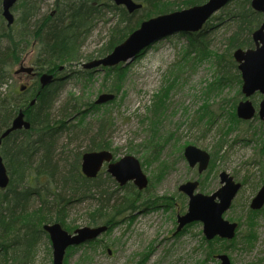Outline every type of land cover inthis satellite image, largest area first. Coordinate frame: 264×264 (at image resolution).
<instances>
[{
	"label": "rangeland",
	"instance_id": "obj_1",
	"mask_svg": "<svg viewBox=\"0 0 264 264\" xmlns=\"http://www.w3.org/2000/svg\"><path fill=\"white\" fill-rule=\"evenodd\" d=\"M53 5L54 0H45L41 13L51 12ZM220 14L221 11L214 17ZM114 23L116 19L111 15L97 22L84 43L79 65H62L60 68H65L62 73L44 68L36 81L26 73L15 74L22 68L35 67L37 46L30 45L20 62L12 66L2 90L21 99L27 120L26 112L36 106L37 95L50 86H41V75L62 79L51 87L59 89L52 111L54 118L59 120V108L67 101L79 105L84 116H73L70 121V125L77 127V137L70 131L58 137L57 158L67 160V166L61 167H68L71 153L76 149L86 148L97 131V121L106 117L109 130L104 140L115 161L135 157L149 180L144 191H139L132 182L121 188L105 167L100 175L104 188L121 198L132 186L133 195L140 192L137 210L119 224L108 225L109 230L95 242L69 248L64 264H220L216 257L222 254L229 257L231 264H264V207L257 212L250 208L264 186V122L258 115L250 121L234 120L233 107L244 100L240 94L242 83L219 88L213 56L187 55L189 41L175 34L157 41L128 64L90 70L88 76L82 73L85 78L75 75L78 71L85 72L84 63L95 60ZM208 25L210 51L223 53L232 30L227 31L226 23L218 19ZM24 86H28V92H20ZM103 95H112L114 99L96 104ZM261 99V95H256L252 101L259 105ZM87 124L90 129L84 135ZM220 141L224 146L217 156L215 149ZM67 143L70 145L66 146ZM188 146L211 155L209 168L203 174L198 173L197 167L191 168L185 159L184 150ZM222 172L242 184L231 208L224 214L226 221L239 224L240 229L234 240L217 243L220 253L208 259L209 245L204 241L202 223H194L176 234L177 218L187 212L189 203L179 187L198 181V193L212 195L221 187ZM152 201L158 204L146 206ZM96 205L93 199L72 204L66 220L70 227L63 228L73 234L91 227L88 215ZM248 234L255 236L252 245H242V237ZM34 255L31 264H53V249L46 234L38 240ZM12 257L10 252L8 256L0 253V264H12Z\"/></svg>",
	"mask_w": 264,
	"mask_h": 264
},
{
	"label": "trees",
	"instance_id": "obj_2",
	"mask_svg": "<svg viewBox=\"0 0 264 264\" xmlns=\"http://www.w3.org/2000/svg\"><path fill=\"white\" fill-rule=\"evenodd\" d=\"M44 1L18 0L12 9L14 23L9 25L3 16V0H0V43H6L5 47L0 46V137L11 126L18 111L24 108V103L20 104L21 99L14 93L8 94L2 90L7 84L12 66L20 62L22 54L30 45L37 46L38 55L34 64L38 74L44 68L57 72L62 65L81 63L85 41L95 30L97 22L104 21L105 16H113L116 23L111 24L107 42L94 59L109 55L145 20L200 6L209 0H134L142 5V9L134 13L114 5L110 0H54L52 11L42 14ZM216 19L221 20L224 25L226 23L227 31L232 30L223 53L210 51L207 35L209 25L199 33L176 35L189 41L187 55L197 53L213 56L219 88L234 82L241 84V75L233 53L237 49L253 46L252 34L262 25L264 17L252 9L251 0H232L221 10L219 17L212 18ZM82 73L87 76L90 74L88 71H78L75 75L85 78ZM58 83L60 82L53 85ZM53 85L42 89L37 95L38 101L34 109L26 112L29 114L31 129L13 133L3 140L0 147L10 177L9 187L0 189L1 253L8 256L10 252L13 255L12 264L32 263L38 240L41 235L46 234L43 231L44 225L60 223L66 229L70 227L66 220L70 206L76 202L91 199L97 202L88 215V225L91 227H113L119 224L122 218L134 213L139 202L140 192L133 195L132 186L125 191L127 195L120 198L115 192L104 188L101 174L90 180L81 172L84 153L110 149L104 140L109 130L106 117L97 121V131L91 135L86 148L76 149L71 153L68 167H61L67 166V160L57 158L58 137L65 131H70L77 137V127L70 125V121L73 116H84V111L79 105L67 101L59 108L61 114L59 120H56L52 111L59 89L56 87L52 90ZM28 91L27 89L26 92ZM235 106L233 117L238 123L241 120L237 118ZM89 129L90 124H87L83 134L86 135ZM69 145L70 143L66 144ZM223 146V141L216 146L217 156ZM130 193L133 196L129 197ZM154 203L157 204V201ZM242 238V245L251 246L255 236L248 234V237ZM219 242L221 241L216 239L207 243L208 259H214L215 254L220 253L217 250Z\"/></svg>",
	"mask_w": 264,
	"mask_h": 264
},
{
	"label": "water",
	"instance_id": "obj_3",
	"mask_svg": "<svg viewBox=\"0 0 264 264\" xmlns=\"http://www.w3.org/2000/svg\"><path fill=\"white\" fill-rule=\"evenodd\" d=\"M18 0H3V16L9 25L13 24L14 16L11 13L12 8ZM117 6H123L129 13H134L142 9V5L134 0H111ZM232 0H209L207 3L195 6L182 11L170 14L160 15L149 19L141 24L140 28L133 32L122 44L115 47L108 56L84 64L83 68L87 70L99 68H113L119 64H128L132 62L141 52L146 50L160 39L173 33L194 34L202 31L214 14L219 12ZM251 7L257 13L264 16V0H251ZM255 48L234 52L233 57L238 64V70L241 73L243 85L242 93L246 98H250L255 93H260L263 100L260 104L259 116L264 121V22L253 33ZM63 70V68H61ZM32 68H22L18 73L32 74ZM54 80L52 75L45 74L41 77L42 87L51 84ZM114 96L103 95L96 104H104L112 101ZM237 115L240 119L251 120L256 115V110L249 101L239 103ZM31 124L25 119V113L20 111L14 119L12 126L6 130L0 138L2 141L9 137L13 132L29 130ZM185 158L190 167L199 165V173L207 170L210 163V155L194 146L185 149ZM113 155L109 151L88 152L82 157V173L89 179L98 176L105 163H108V173L120 184L125 186L128 182H134V185L140 190L148 187L149 181L143 173L139 161L133 156H127L116 163H112ZM221 188L214 194L208 196L197 193L199 183L188 182L180 186V192L189 198L188 211L185 215L178 217V229L180 232L187 225L193 223L203 224V233L207 241L216 237L222 240H233L236 236L238 224L224 220V214L231 208L232 202L237 196L242 185L236 183L234 178L222 172L220 174ZM10 178L0 155V189H6L9 186ZM264 206V186L253 199L251 208L260 210ZM48 233L53 248V264H64L66 251L73 246L94 241L102 236L108 228L100 226L95 228L85 227L69 234L60 224L44 226ZM1 252V242H0ZM111 253V251H109ZM220 264H231L228 256L220 255L217 257Z\"/></svg>",
	"mask_w": 264,
	"mask_h": 264
},
{
	"label": "flooded vegetation",
	"instance_id": "obj_4",
	"mask_svg": "<svg viewBox=\"0 0 264 264\" xmlns=\"http://www.w3.org/2000/svg\"><path fill=\"white\" fill-rule=\"evenodd\" d=\"M253 48V47H252ZM28 87V86H27ZM258 96V95H261L260 93H255L253 96H251L250 98H246V97H244L243 99L245 100V101H249L251 104H252V106H253V108L256 110V116H257V113H258V115H259V111H260V104H261V102H262V100H263V98L261 99V102L259 103V105H256V103H254L253 101H252V98H254L255 99V96ZM262 96V95H261ZM243 101V100H242ZM255 116V117H256ZM261 119V118H260ZM262 120V119H261Z\"/></svg>",
	"mask_w": 264,
	"mask_h": 264
}]
</instances>
